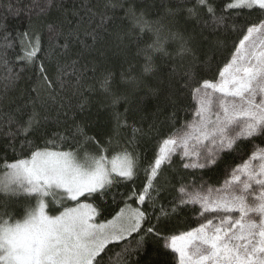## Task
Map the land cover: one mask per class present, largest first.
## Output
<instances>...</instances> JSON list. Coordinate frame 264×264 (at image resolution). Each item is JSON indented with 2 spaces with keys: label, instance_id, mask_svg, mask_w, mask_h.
I'll return each instance as SVG.
<instances>
[{
  "label": "snow or ice",
  "instance_id": "6c2138e0",
  "mask_svg": "<svg viewBox=\"0 0 264 264\" xmlns=\"http://www.w3.org/2000/svg\"><path fill=\"white\" fill-rule=\"evenodd\" d=\"M53 3L54 0H45V8L41 11L51 8ZM80 7L89 14V27L82 33L80 25L67 36L58 26L49 25V57L56 48L70 54L71 44L81 45L82 51L75 54L71 65L57 66L55 75L50 74L44 60L38 56L40 36L22 32L17 38L20 51L15 57L20 64L13 65L7 59V51L0 54V63L6 73L3 77L7 82L5 90L20 79L25 69L35 68L38 76L33 91L37 98L43 102L46 94L47 98L55 100L57 89L66 88V77L77 73L80 57L85 51H95L104 34L111 35L109 25L117 19L130 25L116 34L120 40L136 34L137 30L139 36L145 32L152 34V43L138 53L143 54L145 60L142 75L156 70L155 54L172 55L166 48L169 41L179 43L176 56L193 55L181 31H166L161 21L148 20L130 0H96L95 4L92 0H81ZM225 7L228 10H259L261 19L241 30L238 45L215 81L185 73L187 80L183 86L197 105L192 121L162 138L158 152L147 166L142 167L139 157L126 147L109 157L113 139L109 137L101 144L95 137H88L79 125L74 135L82 137L84 144H95L97 154L84 152L81 160L76 152L61 150L67 138L61 133H53L51 138L44 136L47 117L37 110L35 101L27 113L18 109L24 118L18 120L9 115L8 130L4 133L12 141L9 147L16 152L15 141L23 137L20 148L26 149L27 155L18 154L20 158L12 162L5 160L0 194L6 199L23 196L27 203L23 205L24 215L20 219L8 211L6 204L0 206V264H128V258L142 249L145 235L160 236L154 225L144 226L148 219L147 209L132 208L125 202L124 208L112 219L101 222L96 219L100 210L90 201L103 198L118 184L134 182L142 171L144 185L137 192L133 183L128 199L135 198L139 205H144L147 198L154 204L153 196L160 191L158 177L162 176V166H171L177 154L184 161L181 165L184 169H203L215 164L221 152L238 147V141L264 138V0H229ZM200 8L207 11L214 29L224 26L230 18L222 12L218 14L211 0H196L195 6L186 11L190 18H196ZM117 10H123V16H117ZM167 12L175 15L172 9ZM73 15L79 13L73 11ZM61 37L64 42L57 43ZM2 39L4 49L15 50L9 34L5 33ZM16 66L19 71L13 70ZM69 67L72 73L67 71ZM91 70L95 72L96 67ZM82 74L83 69L76 75L77 85ZM114 78L115 72L105 68L97 82L116 105L127 97L113 91ZM120 78L125 83L137 81L131 66L120 73ZM114 119L117 135L121 128L131 129L128 144H134L137 135H143V130L129 125L121 113L115 112ZM41 137L43 144L36 140ZM252 161L259 163L253 165ZM230 177L222 188L202 183L191 192L184 186L179 189V205H199L202 218L198 228L172 236L170 243L165 238L164 246L178 254L179 264H264V148L257 147L250 159L235 168ZM65 202H71V206ZM50 204L60 206L58 214L49 213ZM237 213L238 216L234 215ZM161 214L168 215L163 206ZM133 233H140L134 248L129 241ZM109 245L120 248L115 258L111 255L114 248Z\"/></svg>",
  "mask_w": 264,
  "mask_h": 264
},
{
  "label": "trees",
  "instance_id": "16d2710c",
  "mask_svg": "<svg viewBox=\"0 0 264 264\" xmlns=\"http://www.w3.org/2000/svg\"><path fill=\"white\" fill-rule=\"evenodd\" d=\"M96 0H92L95 4ZM138 12H144L150 21H161L167 30L181 31L188 39V46L193 55L183 58L175 55L179 43L169 41L166 45L167 51L172 55L164 57L160 54L153 56L156 70L148 75H142V67L145 63L143 54H138L141 48L152 43L151 33L145 32L139 36L136 34L125 36L123 40L117 38V33H122L130 25L127 21L117 19L109 25V34H104L98 41L95 51H85L80 57V63L76 66L77 73L66 77V88L61 91L57 89L56 99L47 98L45 94L43 102L38 99L33 88L36 87L38 72L35 68H27L20 73V79L5 90L6 81L3 80L5 70L0 63V175L4 172V163L12 162L20 158L18 154L27 155V150L20 148L18 137L15 141L16 152L9 145L11 139L4 133L8 130L9 115L18 120L21 116L18 109L24 113L31 110L33 101L35 107L42 115L47 117L43 126L44 136L51 138L53 133H61L67 139L62 142L61 150H69L81 156L84 152L96 155V145L82 143V137L74 135L77 125L83 127L88 137H95L104 144L109 137L113 139L112 147L108 153L109 157L119 153L123 148L139 157V164L144 167L151 162L158 152V144L162 138L181 129L186 122H191L193 109L197 106L192 99L191 93L184 88L187 80L186 72L193 73L197 79H209L215 81L218 72L230 59L234 47L238 45L242 36V29L251 23L261 19L259 10H228L225 6L229 0H211L217 13H223L230 18L224 26L214 29L211 18L203 8L198 9V16L190 18L186 9L192 8L196 0H130ZM81 0H54L53 6L46 11L45 0H0V54L7 51V59L13 65L20 62L15 59L20 51L18 36L22 32L30 35L38 34L41 39L42 57L50 74L55 75L57 66L71 65L76 58L75 54L82 51L78 43L71 44V53H64L63 49L56 48L48 56L49 25H56L61 32L67 36L71 30L81 27H89V14L80 7ZM59 5V6H57ZM172 9L175 15H168L167 10ZM73 11L79 15H73ZM240 12L241 14H236ZM117 16H123V10H117ZM83 17V19H81ZM208 22L207 24L205 22ZM7 33L15 43V50L4 49L2 37ZM83 39V35H81ZM63 37L57 43H63ZM87 65V68H83ZM96 67V71L91 69ZM132 67V75L137 77L136 83H125L121 81L120 73ZM105 68H111L115 72L113 91L117 95L126 96L119 104L113 105L111 97L104 93L97 82L101 72ZM83 74L77 85L76 75ZM19 71V67H13ZM72 73V68H67ZM119 112L127 119L129 125H135L143 130V135H137L134 144H128L131 137L130 128L119 129L115 132L114 113ZM15 130V126H12ZM37 143L43 144V137L36 138ZM238 147L234 150H225L220 153L215 164L203 169H184V162L179 154L173 157V164L162 166V176L158 177L160 191L153 196L154 204L149 203L146 198L142 209H147L148 219L144 226L154 225L160 236L147 234L143 239L142 249L136 251L130 258L128 264H179L177 253L166 248L165 238L170 240L174 235L179 236L199 227L202 218L199 216V205H179L181 186L188 191L197 190L198 185L206 184L213 188H222L226 179H230L231 172L243 162L250 159L252 152L257 148H264V138L256 137L244 139L237 142ZM145 181L144 173L141 171L134 182L118 184L106 193L103 198L92 201L100 210L98 221L106 222L127 204L136 205L135 198L128 199V193L132 190L134 183L137 192L143 187ZM123 194V195H122ZM115 197V199H113ZM27 201L23 196L6 199L0 194V206L7 205L8 211L16 219L24 215V207ZM71 206V202H65ZM161 206L168 212L167 216L161 214ZM175 209V211H173ZM60 208L49 205L50 214H58ZM207 215V214H206ZM215 215V214H212ZM159 217V220H157ZM143 232V228L141 229ZM134 238V239H133ZM140 239V233H135L129 238L131 247H135V240ZM124 243V242H121ZM114 248L115 253L120 248Z\"/></svg>",
  "mask_w": 264,
  "mask_h": 264
},
{
  "label": "rangeland",
  "instance_id": "374dc122",
  "mask_svg": "<svg viewBox=\"0 0 264 264\" xmlns=\"http://www.w3.org/2000/svg\"><path fill=\"white\" fill-rule=\"evenodd\" d=\"M258 99H259V97H258ZM204 143L207 144V141H205ZM78 158L82 160L83 159V155L78 156ZM252 163H253V165H257L259 163V161H252ZM2 175H0V176H2ZM242 179H243V177H242ZM129 205H131L132 208H137V207H140L141 208V205H139V204H136V205L129 204ZM56 208H60V206L59 205H56ZM234 215H237L238 216V213L237 214H234ZM214 222H217L218 223V221H214ZM133 234H135V233H133ZM168 242L170 243V240Z\"/></svg>",
  "mask_w": 264,
  "mask_h": 264
}]
</instances>
